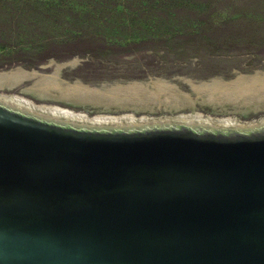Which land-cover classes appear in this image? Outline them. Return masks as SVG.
<instances>
[{"label":"water","instance_id":"95a60500","mask_svg":"<svg viewBox=\"0 0 264 264\" xmlns=\"http://www.w3.org/2000/svg\"><path fill=\"white\" fill-rule=\"evenodd\" d=\"M0 264H264V103L0 100Z\"/></svg>","mask_w":264,"mask_h":264},{"label":"rangeland","instance_id":"374dc122","mask_svg":"<svg viewBox=\"0 0 264 264\" xmlns=\"http://www.w3.org/2000/svg\"><path fill=\"white\" fill-rule=\"evenodd\" d=\"M12 71L29 75L0 94L37 104L154 114L264 103V0H0V74ZM41 79L53 87L38 96Z\"/></svg>","mask_w":264,"mask_h":264},{"label":"bare ground","instance_id":"6f19581e","mask_svg":"<svg viewBox=\"0 0 264 264\" xmlns=\"http://www.w3.org/2000/svg\"><path fill=\"white\" fill-rule=\"evenodd\" d=\"M29 74L27 73H21V72H15V71H12L8 74H0V85H4V86H10V82H15V81H18V80H21V79H25L26 77H28ZM50 81V80H49ZM47 79H41L37 82V86L36 87H33V90H30L32 91L35 95H38V96H42V94L45 92V89L49 86V87H53L52 84H50ZM0 100H6V101H19V102H30L29 100H25L23 99L22 97L18 96V95H13L11 94L10 96H6L5 95H2L0 94Z\"/></svg>","mask_w":264,"mask_h":264},{"label":"trees","instance_id":"16d2710c","mask_svg":"<svg viewBox=\"0 0 264 264\" xmlns=\"http://www.w3.org/2000/svg\"><path fill=\"white\" fill-rule=\"evenodd\" d=\"M78 40H80V39H75L74 42L77 43ZM82 43H83V41H82Z\"/></svg>","mask_w":264,"mask_h":264}]
</instances>
